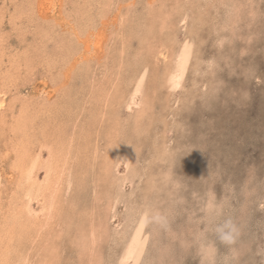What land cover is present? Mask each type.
Segmentation results:
<instances>
[{
  "label": "bare ground",
  "instance_id": "1",
  "mask_svg": "<svg viewBox=\"0 0 264 264\" xmlns=\"http://www.w3.org/2000/svg\"><path fill=\"white\" fill-rule=\"evenodd\" d=\"M117 1L10 0L13 4L11 11L10 6L0 0V264H101L105 253L100 250L99 244L105 236H109L108 222L115 219L112 212L117 210L114 209L121 200L120 194L113 191L118 186L113 173L120 169L118 164L124 163L126 169L130 167L134 171L123 181L127 182L138 171L134 168L133 154L131 159L130 154L122 158L115 155L118 143L130 137V132L136 135L140 131V120L149 117L154 109L152 98L163 100L164 109H168L169 99L185 81L187 72L192 68V71L198 69L194 62L199 52L196 30H188L189 39L183 40L178 37L175 28L180 23H186L187 18L191 24L195 19L201 22L208 14L207 9L227 6L228 2L230 12L236 13L237 20V13L243 7L240 0H175L171 9L168 2V6L162 8V5L165 7L163 2H159L161 6L157 7L155 0H149L144 1L150 7L149 11L144 9L148 14L144 12L145 16L140 18L141 15L137 17V10L132 8L139 2L119 0L126 6L132 4L134 11L128 5L124 12L122 6L119 9L115 7ZM209 3L212 6H208ZM180 4L184 7L187 4L191 11L196 12H189L188 15L186 12L178 18L174 15V8H181ZM114 8L120 16L117 22H113ZM251 11L256 17L255 6ZM236 20L233 22L236 23ZM126 22H131L127 34L124 33L128 25ZM6 24L11 27L8 29ZM16 31H20L23 37H18L22 43L19 49L8 43ZM31 32L34 36L29 41L27 37ZM127 36L137 39L141 36L138 39L140 45H137L140 48L132 53ZM93 63L105 69L102 75L93 69ZM40 64L52 76L55 97L48 90V80H41L44 88L39 98L23 95L19 90L20 84ZM162 88H167V97L161 94ZM87 91H91L90 96ZM171 102L175 103L174 100ZM124 107L128 111L137 109V112L127 118L121 111ZM150 125L151 128L153 125ZM100 137L106 148V155H100L101 159L98 158ZM125 142L123 146L128 144V141ZM126 147L130 153L137 150L134 143ZM158 154L157 158L165 157L162 158L163 153ZM4 160L8 167L6 171L1 169ZM89 163L99 165L105 175L92 171L95 174L92 182L86 171L89 170ZM86 190L92 193L91 202L94 205L84 200L82 194ZM106 200L109 212L102 217L101 202ZM206 204L210 206L208 201ZM147 205L139 210V217L125 235L117 264H145L141 261L145 250V227L150 221ZM147 234L145 237L149 238ZM62 238L69 239L73 246L68 254L65 252L67 249H63L66 246L60 244Z\"/></svg>",
  "mask_w": 264,
  "mask_h": 264
},
{
  "label": "rangeland",
  "instance_id": "2",
  "mask_svg": "<svg viewBox=\"0 0 264 264\" xmlns=\"http://www.w3.org/2000/svg\"><path fill=\"white\" fill-rule=\"evenodd\" d=\"M144 1L149 0H136L139 3H135L134 7L132 4L127 6L129 9L132 7L137 10V17L141 15V18L148 14L150 8ZM155 1L157 7L161 6L159 2H163L165 7L162 5V8L169 5L168 7L172 9V5H175V0ZM240 1L243 7L237 13V20L236 13L230 12L228 2L227 6L207 9L208 14L201 21L203 24L196 19L194 24H191L187 18L186 23H180L175 28L178 37L183 40L189 39L188 30H196L197 35L194 39L198 44L199 52L196 53L197 59L194 62L198 65L196 66L198 69L192 71V68L187 72L185 81L176 88L177 91H174L169 99L168 109H164L163 100L152 98L154 109L152 108L153 110L149 113V117L152 116V118L141 119L139 134L130 132L127 140L121 139L122 143H118L117 154H114L119 158L128 157L129 154L130 159L134 156L135 166L138 165L134 168L138 170H136L138 173L136 172V175L127 182H123L134 172L130 167L126 169L124 163L118 164L120 169L113 173V178L118 183L113 191L116 190L120 194L121 200L118 207L114 209L117 210L112 212L114 213L112 215L116 216L115 219L107 221L109 236H105L99 244L100 250L103 254L105 253L102 255L105 261L103 260L101 264H117L118 253L120 254L124 247L125 235H128L135 224L133 222L139 217V210L144 209L148 203L150 221L145 227V245L143 244L145 250L141 262L145 264H264V1ZM1 2H6L13 11L10 0H1ZM185 5L184 7L180 4L181 8L176 6L174 15L179 18L180 14L182 17V14L185 15L186 12L187 15L196 12V10L191 11L187 4ZM210 5L212 6L211 3L208 6ZM121 6L126 12L128 8L125 3L121 4L118 0L115 7L119 9ZM254 6L257 12L256 17L253 16L255 12L251 11ZM133 9H131L132 12ZM114 10L113 22L120 17L118 11ZM19 13L17 15L21 16ZM57 15L60 16L59 13ZM130 15L135 17L133 14ZM234 19L236 23L233 22ZM22 21L25 20L22 18ZM113 22L110 24L113 25ZM126 23L128 25L124 28V31H127L124 32L125 34L128 33L131 22ZM6 27L9 29L11 26ZM190 27L192 29H189ZM33 34L31 32L27 40L30 41ZM182 34H185V37ZM110 36L109 33L108 38ZM18 37L23 39L20 31H16L8 43L19 49L22 43ZM126 39L131 41L129 45L132 46L131 53L136 48H140L137 45H140L138 39H141V36L138 39L127 36ZM53 45L52 42L51 46ZM93 69L101 75L105 70L97 63H93ZM51 77L45 66L40 64L33 69L31 75H28V80L25 79L20 84L19 90L23 95L28 94L31 98H39L44 88L41 80H48L50 87L48 90L53 92L54 83L51 82ZM162 91L161 94L167 97V88H162ZM52 94L54 97L57 95L54 92ZM86 94L90 96L91 91H87ZM121 111L128 118L131 113L135 114L137 109L128 111L124 107ZM165 116L167 119L164 118ZM150 123L153 125L151 128ZM101 139L100 137L101 148L98 154L100 159L104 154L106 155L105 142ZM125 141H128V144L123 146V143H127ZM132 142L137 150L134 149L130 153L131 151H126L128 149L126 146L131 147ZM155 152L163 153V156L160 155L166 158H157L159 154ZM2 164L4 166L1 169L6 171L7 162ZM96 166L89 163V170H86L89 172L88 177H92L90 179L92 182L94 173L104 174L99 165L96 164ZM89 190L82 195L84 200L94 205L91 202L92 193ZM209 199L212 201L210 202ZM207 201L210 203L209 207L206 204ZM107 202V200L101 202L102 217L109 212V208L105 205ZM146 234L147 237L149 235L150 240L145 237ZM122 235L124 238L121 237ZM60 244L62 247L66 246L63 249H67L65 251L67 254L71 252L73 246L69 239L62 238Z\"/></svg>",
  "mask_w": 264,
  "mask_h": 264
}]
</instances>
